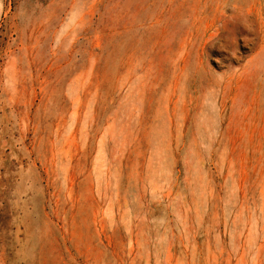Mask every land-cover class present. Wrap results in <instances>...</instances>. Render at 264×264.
Segmentation results:
<instances>
[{"label": "rangeland", "instance_id": "374dc122", "mask_svg": "<svg viewBox=\"0 0 264 264\" xmlns=\"http://www.w3.org/2000/svg\"><path fill=\"white\" fill-rule=\"evenodd\" d=\"M0 264H264V0H0Z\"/></svg>", "mask_w": 264, "mask_h": 264}, {"label": "bare ground", "instance_id": "6f19581e", "mask_svg": "<svg viewBox=\"0 0 264 264\" xmlns=\"http://www.w3.org/2000/svg\"><path fill=\"white\" fill-rule=\"evenodd\" d=\"M262 64V63H261ZM262 68V67H261ZM260 73V72H259Z\"/></svg>", "mask_w": 264, "mask_h": 264}]
</instances>
